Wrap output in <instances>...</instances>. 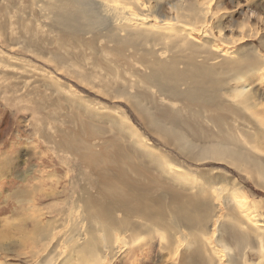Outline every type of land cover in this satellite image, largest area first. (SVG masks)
<instances>
[{"label": "rangeland", "instance_id": "obj_1", "mask_svg": "<svg viewBox=\"0 0 264 264\" xmlns=\"http://www.w3.org/2000/svg\"><path fill=\"white\" fill-rule=\"evenodd\" d=\"M32 1L0 0V264H230L228 252L221 247L222 254L209 251L198 235L210 239L213 247L220 245L221 238L228 239L227 248L237 251L243 235L236 231L240 223L235 208L221 199L217 206L223 209V217L205 223L204 214L212 208L209 200L195 210L190 229L182 208L188 200L195 202L198 194L208 195L210 188L220 190L221 182L237 180L242 188L237 191L247 198L251 210L264 215V67L244 84L250 97L245 111L236 109L242 100L236 95V83H230L224 95H216L218 103L233 106L230 110L217 112L203 107L201 101L172 102L159 96L154 85L129 75L132 67L122 66L119 70L126 75H115L97 58L98 46L88 35L69 41L57 37L33 9ZM197 1L186 0L185 6H195ZM212 2L210 26L215 35H223L225 48L234 49L239 61L263 59L264 0ZM132 96L140 97L163 131L147 126L145 116L128 101ZM171 123L176 124L181 141L164 131ZM65 136L73 150L93 145L102 171L105 163H115L122 156L115 151L105 155L107 162L100 160L106 148L123 146L121 152L133 158L128 170L132 182H124L114 194L117 202L109 219L84 221L85 231L97 224L99 241L80 258L82 250L73 254L71 249L76 230L72 207L83 203L72 200L90 185L83 173L88 170L79 158L59 147ZM141 139L149 144L147 155L136 151ZM208 142L215 148H237L252 156L247 157L251 163L237 169L225 153L220 161L212 154L205 158ZM162 158L191 170L196 183L189 187L188 179L178 183L163 178ZM134 166L153 171L158 182L154 176L149 180L156 187L138 189ZM163 183L177 188L181 197L174 200L167 191L163 197ZM197 184L199 188L194 187ZM125 185L130 187L126 192L138 199L133 207L119 203L127 194ZM125 216L130 225L124 229ZM164 217L165 228L161 226ZM243 227L252 231L247 224ZM98 254L100 259H95ZM259 255L254 252L245 260L235 257L231 264H264Z\"/></svg>", "mask_w": 264, "mask_h": 264}, {"label": "bare ground", "instance_id": "obj_2", "mask_svg": "<svg viewBox=\"0 0 264 264\" xmlns=\"http://www.w3.org/2000/svg\"><path fill=\"white\" fill-rule=\"evenodd\" d=\"M185 1L33 0L32 7L38 15L48 22L51 32L59 34L57 37H62V40L69 41V39L74 40L75 38L88 35L92 43L98 46L100 54L97 58L108 65L115 72V75L117 74L119 77L126 75V73L121 74L119 70L122 66L124 69L132 67L134 71L129 72V75L139 77L147 85H154L156 93L169 101L180 103L201 101L200 103L203 107L215 108L217 112H223L230 110L233 106L229 107L222 102L218 103L216 95H224L228 85L236 83L239 84L236 95L242 99L239 100L241 101L240 103H237L236 109L244 111L249 109L248 101L250 97L244 84L250 74L256 73L264 67V58L239 61V56L234 49L225 48L223 35H215L211 29L210 21L214 17L212 0H199L197 5H195L196 7L194 5L185 6ZM219 42L224 48H221L220 45L217 46ZM233 44L235 45V43ZM56 62L60 64L59 61ZM125 81H129V78ZM23 87L27 88V85ZM132 97L128 101L140 114L145 116L147 126L153 125V127L162 128L161 123L158 122L159 120L150 114L149 110L141 103L140 97ZM165 126V132H168L176 141H181L179 138L180 132L175 123H171L170 127H168L169 125ZM67 138L65 136L60 139L59 147H66L72 151L73 155L79 158V161L88 170L83 173H85L84 178L88 180L90 185L89 190L87 189L88 191L81 188L80 191H83L82 195L80 197L76 196V199L72 200V203H83L72 207L76 230L73 232L75 234L72 233L73 244L71 249L72 253L82 250L78 255V258H80L85 251H92L98 246L99 241L98 230L96 229L97 224H91L89 229L85 231L84 221L98 223L100 216L104 218L109 216L113 210L112 207L114 206L115 208L116 206L117 200L114 194L120 189V185L124 182H132V176L128 173V170L133 158L129 152L125 154L121 152L123 146L116 145L106 148L102 156L99 157L100 160L107 162L105 155L111 156L115 151L120 152L122 156L115 163L112 161L105 163L102 171V168H99V159L93 145L73 150L70 148ZM136 151L143 155L151 152L149 144L144 139L139 140ZM203 151L205 158L212 154L218 158V161L221 160L220 157L225 153L229 159L233 160L231 164L233 166L236 165L237 169H240L242 163H251V158L250 160L248 159L251 155L242 153L237 148L226 146L215 148L210 143L206 150L204 149ZM253 155L255 156V153ZM162 161L164 163L161 164L162 170L159 172H162L163 176H161L163 178L176 180L175 182L178 183H183L181 178L188 179L186 185L189 187H192L191 183L193 185L196 183L195 174L191 170L181 165L176 166L177 164L164 158H162ZM252 161L256 165L260 163L257 159ZM133 168L136 167L134 166ZM135 172V186L138 189L150 191L156 187L154 186L155 181L153 184L149 180L151 176L155 177L156 175L153 171L146 168H136ZM192 178L193 180H191ZM200 179L198 178V180ZM218 179L219 177L214 180V183ZM147 180L148 183L145 184ZM237 182V180L221 182L220 190L210 188L208 195L198 194L195 202L188 200V206L182 208V214H185L187 218L186 227L189 229L193 227L191 219L194 217L195 210L200 211L202 206L209 200H211L212 208L211 211L204 214L203 221L205 223L209 220H216L218 215L223 217V209L219 205L217 206L221 199H225L226 203L235 208V215L240 223L236 231L243 235L238 241L237 251L227 248L225 241L228 239L223 241L224 239L221 238L220 245L213 247L210 239H204L205 236L198 235L201 239L199 243H203L204 247L208 248L209 251L213 253L221 252L222 254V248L226 253L228 252L230 264L235 260V257L245 260L254 252L264 258V215L259 214L254 209L251 210V206L247 203V198L237 191L241 188V185H238ZM201 183L204 184V182ZM225 184L231 187L229 188ZM194 187L199 188V185L197 184ZM129 188L125 185V192ZM162 188L164 190L162 192L163 197L167 195L166 191L172 195L174 200H178L181 197V192L174 186L167 187L163 183ZM204 188L208 187L204 186ZM95 193L104 197L103 200L105 201L101 203L103 200L95 198L93 195ZM126 193L121 196L119 203L123 207L135 206L138 202L137 197L131 195V193L128 194V191ZM68 220L69 222L72 221ZM129 220L126 216L122 218L121 222L126 221L122 223L124 229L127 225H130ZM245 224L252 231H247L243 227ZM161 226L163 228L166 227L165 217L161 220ZM92 227L97 231L92 230ZM204 232L207 233L206 229ZM146 233L149 232L147 231ZM81 241L84 243H81ZM116 245V243L112 244L109 249L115 251ZM100 257L98 254L95 259H100ZM134 261L136 260L134 259ZM101 263L104 264L103 261Z\"/></svg>", "mask_w": 264, "mask_h": 264}]
</instances>
